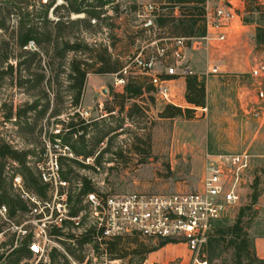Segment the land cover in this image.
<instances>
[{
  "label": "rangeland",
  "instance_id": "1",
  "mask_svg": "<svg viewBox=\"0 0 264 264\" xmlns=\"http://www.w3.org/2000/svg\"><path fill=\"white\" fill-rule=\"evenodd\" d=\"M54 1V5L65 2ZM149 2L165 4V14L168 16L181 14L178 8L179 13L175 14L176 9L168 5L166 0H114L102 9L104 14L99 20H91L93 26L73 27L70 29V37L72 40L79 37L98 50L102 46H110L113 59L119 58L128 66L127 72H123L127 82L135 79L146 83L153 82L156 77L165 76L167 68L171 65L179 72L175 77L187 76L182 73L183 67H191L193 74L199 76L200 73L201 80L205 82L206 110L186 100L184 79L171 81L170 84L181 107L195 109L191 117L188 112L175 117H161L160 113L167 103L158 98L155 90L145 91L140 98L127 100L125 108L120 109V100L114 97V93L117 88H123L125 83L119 82L121 75L116 72H89L80 102L75 106L67 76L70 62L73 59L94 62L95 59L88 53L76 51H70L62 58L55 48L56 36H53L48 54L31 44L29 50H38L39 55L34 57L26 54L21 58H30L32 71L45 72L43 83H37L35 80L19 86L17 77L12 79L10 74L3 77L0 74V142L6 141L20 151L29 150L27 160L33 165L41 163L49 170L57 157L59 172L61 168L68 171L72 184L78 182L81 177H88L101 194L194 190L199 186L204 174L208 154L247 150L252 154V167L245 178L242 200L239 204L229 207L217 220L213 233H216L217 228H228L239 222L242 232L246 233L252 242L255 236L264 235V115L254 116L255 110L263 111L264 107L261 95L264 87L259 84L263 83L262 69L258 67V76L231 72L224 65L223 71L219 73H203L208 63L223 64V59L221 54L216 52L207 56L206 51L193 48L186 49L185 59L178 61L172 55V38L177 35L174 26L170 23L159 27L155 18L150 20L151 16H142L143 6ZM117 3L120 4L121 11L134 3L138 4V8L136 11L121 12L117 15L113 9ZM37 8L40 9L38 4ZM64 14V7L56 12L51 8L49 18L57 20ZM81 16L85 14H72V18ZM104 16H112V19L102 20ZM16 18L12 15L8 19V31L0 30V55L15 50L13 43L7 46L4 40L9 39ZM243 19L246 22L254 21L264 29V0H250L249 5L245 0ZM151 21L153 24H150ZM142 29L147 30L141 31ZM161 46L166 47L164 55L158 51ZM256 51L262 56L261 62L264 64V41L257 43ZM137 52H142L145 59L155 56L156 64L150 74L145 73L136 64L134 54ZM201 62L205 65L199 68ZM15 66L17 68V65ZM98 66L99 63L94 68ZM3 69L8 70L7 63L0 65V72ZM15 75L17 76V73ZM48 78L51 85L46 89L45 82ZM34 101H39L38 110L28 112L29 121L22 119L21 122L16 113L18 110H26L27 105ZM110 108L115 110L109 112ZM56 109L61 110L62 114L52 116ZM131 109L132 115L129 116ZM11 112L13 117L8 119L7 115ZM75 114H79L84 120L81 125H85L86 129L79 131L77 135L74 134L68 143L63 141V137L53 138L64 126L57 123V120L68 122L73 115L76 120L78 116ZM66 132L67 130L64 133ZM55 143L62 149L58 150ZM72 145L82 153L75 152ZM64 146H68L66 153ZM83 150H93V154L87 156ZM65 155L79 160L84 165L70 163L68 160H63L61 165L60 157ZM15 168H20V164L9 160L6 171L16 170ZM55 191L56 189L54 193ZM26 219L28 233L39 231L34 216ZM0 225L7 232L5 239L8 238V234L12 232V220L9 217L5 219L0 214ZM64 231L67 233L61 234L60 238L52 236L50 262L45 263L33 255L25 263L180 264L185 260V264H197L195 252L186 243L172 242L173 245L170 246L176 252V257L169 262L158 261L155 254L150 257V253L146 254L144 260H141L140 255L133 253H128L122 259H111L107 244L100 248L98 241L89 239L83 233L85 230L72 231L67 228ZM228 238L230 235H227V240ZM141 240L143 239L140 238L139 241ZM227 240L221 242L218 255L214 257H211L207 243L201 250L202 258L206 259L208 264H231L234 261L238 264H248L247 251L240 250L236 253ZM130 241L129 252L137 246L134 239ZM145 242L154 244L152 241ZM17 243L15 240L14 244ZM55 250L60 256L53 263L52 253ZM163 253L164 250L158 254Z\"/></svg>",
  "mask_w": 264,
  "mask_h": 264
},
{
  "label": "trees",
  "instance_id": "2",
  "mask_svg": "<svg viewBox=\"0 0 264 264\" xmlns=\"http://www.w3.org/2000/svg\"><path fill=\"white\" fill-rule=\"evenodd\" d=\"M168 5L172 8L180 9L181 14L179 16H168L164 13L160 14L156 18V23L159 27L167 26L171 23L174 26V30L177 33L175 37H194L202 36L206 33V0H166ZM254 1V0H253ZM114 0H65V2L54 5V0H0V30H9L8 19L10 16H16V24L13 26L10 37L8 40H4L5 45L15 46V50L11 53H6L0 55V65L7 63L8 70H2L0 72L3 77L5 74H10L12 79L17 77L19 86H24V84L31 83L36 80L37 83H43L46 74L45 72H35L31 70L32 64L30 58L21 59L26 54H30L34 57L39 55L38 50L31 51L29 46L31 42L36 45L39 49L41 48L46 54L49 53L51 44L53 43V36H56V49L59 51L62 58H65L68 52L76 51L88 53L94 62H89L88 60H77L73 59L69 65L68 78L70 80V90L73 93L74 105H78L82 96V91L85 86L86 77L89 72L94 73H111L116 72L121 77H124L122 70L127 66L119 58L113 59L114 55L110 51V46H102L100 50L85 42L84 40L76 37L72 40L70 37V29L73 27H80L84 25L86 28L93 26L91 20H99L101 15L104 14L102 9L113 3ZM247 5L250 4V0H246ZM37 4L40 9L37 8ZM32 7V8H30ZM64 7L66 14L59 16L57 20H51L49 18V11L53 8V12H56L59 8ZM250 6H247L249 8ZM138 4L134 3L126 6L122 11L120 10V4H114L113 9L117 15L121 12L130 13L136 11ZM84 13L85 16L78 18H72V14ZM112 19V16H104L102 20ZM108 25H112L107 22ZM147 29H142L145 31ZM257 43H262L264 41V29L261 26L257 27L256 33ZM54 41V42H55ZM16 51H19L18 53ZM138 54H134L135 56ZM14 60V62H13ZM98 61V62H97ZM99 63L97 68L95 65ZM17 65V68L16 66ZM17 73V76L15 75ZM170 76V75H169ZM166 77V76H163ZM173 77V76H170ZM175 77V76H174ZM51 85L50 78L45 82L46 89ZM155 90L153 82L146 83L145 81L135 79L129 82L126 81L123 88H117L114 93V97L120 100L118 106L120 109L125 108V102L130 99L140 98L144 95L145 91ZM205 82L199 79L197 74H188L186 76V93L185 97L189 103L195 104L197 106H205ZM47 96V92H46ZM39 107V101H34L27 105L26 110H18L16 113L17 118L22 122L28 120V112L37 111ZM114 108H110L109 112L114 111ZM195 109H183L181 106H176L173 104H167L164 110L160 113L161 117H175L179 115H184L186 112L189 113L191 117ZM132 109L129 116L132 115ZM12 112L7 115L8 119H11ZM62 111L56 109L52 112V116L61 115ZM74 120V115L72 119L68 122L57 120V123H61L63 128L56 134L53 138L63 137V141L68 143L74 134L77 135L79 131H84L86 126L81 125L84 120L79 116ZM65 130H67L66 133ZM83 134H81L82 136ZM83 137V136H82ZM81 137V138H82ZM72 148L77 153H82L76 149L75 145ZM84 151V150H83ZM87 156L93 154V150H85L83 152ZM29 150L20 151L13 147L10 143L6 141L0 142V207L5 205L7 207V216L15 225H21L26 221L30 215L31 207L33 202L30 199L23 197L22 192L14 185V177L19 174L23 180L24 189L32 194H35L40 200L51 201L54 196L55 187L52 183L46 182L42 177V172L38 165L31 164L27 160ZM9 160H13L15 163L20 164V168H15L10 171H6V164ZM63 160H68L70 163L84 165L79 160L75 158H70L69 156L60 157V164L62 165ZM88 166V165H85ZM89 167V166H88ZM69 172L61 168L60 175L61 179L66 182V185H59L58 193L67 194V204L69 206V215L76 216L81 210L86 208L85 198L89 193L100 192L95 188V185L91 182L88 177H81L78 182L72 184V180L69 177ZM63 227H53L51 229V234L60 238L61 234H65V229L74 231V226L71 220L63 219ZM12 229V228H11ZM5 231L0 225V232ZM209 238L208 245L210 248L211 257L217 256V251L221 246L222 241L227 240L228 245L234 247L235 252L240 250L247 251L248 264L258 263L264 264V259L259 258L256 255L254 241L249 240L246 233L242 232V226L239 222H236L233 226L225 228L220 227L215 230ZM92 239H95L96 227L91 225L86 227L83 232ZM4 235H7L5 231ZM8 238L2 241L0 248V262L2 264H21L23 261L31 258L33 252L30 250L29 244L33 238L32 233L26 235H21L18 230H13L8 234ZM117 236L109 238L106 240L107 251L111 259L125 258L128 253L138 254L141 260L146 258V254L158 250L169 242H161L158 245L147 244L145 241H151V239L146 238L140 234ZM10 237V238H9ZM143 239L139 241V239ZM88 239V238H87ZM130 239L136 241L137 246L129 252L128 244L131 243ZM15 240L18 243L15 245ZM98 246V245H97ZM250 248V249H249ZM60 254V253H59ZM55 250L52 253L55 260L60 256ZM231 264H238L234 261Z\"/></svg>",
  "mask_w": 264,
  "mask_h": 264
},
{
  "label": "built area",
  "instance_id": "3",
  "mask_svg": "<svg viewBox=\"0 0 264 264\" xmlns=\"http://www.w3.org/2000/svg\"><path fill=\"white\" fill-rule=\"evenodd\" d=\"M213 1L216 3L211 7L208 1L205 2L206 33L204 35L172 38V55L178 61L184 59L185 50L188 48L208 51L227 40L228 32L217 31V29L231 25L238 15L237 8L232 2L225 5L220 0ZM143 9L142 16L149 15L150 20L156 19L167 11L165 4L154 2L144 4ZM158 51L164 55L166 47H158ZM135 61L148 74L156 64L155 56L145 59L142 57V52L135 56ZM127 69L128 66L122 72L126 73ZM210 72L219 73L221 69L219 65L213 64ZM178 73L174 65L166 70V75L173 76L172 78ZM182 73L188 75L194 72L185 65ZM253 75L258 76L259 69H255ZM119 82L126 83V80L120 77ZM170 83L169 78L156 77L153 80L155 94L167 104L181 106L177 102L176 94ZM254 116L261 117V111L255 110ZM54 145L58 150L62 149L58 144ZM66 149L68 146H64V153ZM38 165L43 179L52 183L56 189L51 201L40 200L35 194L27 192L19 174L14 177V185L22 192L23 197L34 203L29 213L36 218L39 231L33 234L29 247L33 255L43 262H50L51 242L54 235L49 232L54 226L63 227V219H69L73 223L74 231L76 229L85 230L86 227L94 225L96 227L95 240L100 244V248L104 247L109 238L140 234L151 239L156 245L165 241L186 243L195 252L197 264H208V261L202 258L201 250L213 234L217 220L229 207L241 202L242 188L246 184L245 178L252 167V154L247 150L208 154L204 174L199 186L194 190L120 194L89 193L85 198L86 208L76 216L69 215L67 194L58 193L59 185H66V182L61 179L58 158H55V164L50 170L41 163ZM0 214L8 219L5 205L0 207ZM26 224L27 221L21 225L13 223L12 229L18 230L21 235H26L29 231ZM5 231L0 232V245L5 240ZM3 250L0 248V251ZM26 261L21 264H26ZM81 264H86V262Z\"/></svg>",
  "mask_w": 264,
  "mask_h": 264
},
{
  "label": "crops",
  "instance_id": "4",
  "mask_svg": "<svg viewBox=\"0 0 264 264\" xmlns=\"http://www.w3.org/2000/svg\"><path fill=\"white\" fill-rule=\"evenodd\" d=\"M206 1H208V5L210 7L216 3V1L213 0H206ZM220 2L225 3V5L232 2L237 8L238 15L234 18V20L232 21L229 27L217 29V31L228 32L227 40L222 42L219 46L214 48L212 47L210 50L206 51L207 52L206 54H208L207 56H210L214 52L221 54V59H223V64L218 62L215 63L219 65L221 71H223V65H224L228 67V71L249 73L253 75V71L255 69H258V67H260V69H262V81H263V83L261 82V84L264 87V64L261 62L262 56H260V53L256 51V45H257L256 33H257L258 24L254 21L246 22L243 19L245 0H220ZM178 13L179 10L176 9L175 14ZM199 59L202 60V58ZM204 65H205L204 62L199 63V68L203 67ZM212 65L213 64L208 63L206 66V70L203 73H210V69L212 68ZM165 76L166 78H169L171 81L184 79V83L186 84V76L184 75L174 78L170 77L169 75H165ZM201 77L202 76L199 73L200 80ZM261 95L263 96L264 99L263 91H261ZM199 108L203 110L207 109L206 106H199ZM261 113L263 116L264 107ZM253 241H254L256 255L259 258L264 259V235L255 236ZM177 244H183V243H177ZM170 245H173V243L172 242L167 243L163 247H160L158 250L151 252L150 257H152V255L155 254V259L162 262H169L170 260L175 259L176 252L171 248ZM163 250L164 253L159 255L158 253H160ZM0 264L2 263L0 262ZM180 264H185V260Z\"/></svg>",
  "mask_w": 264,
  "mask_h": 264
},
{
  "label": "water",
  "instance_id": "5",
  "mask_svg": "<svg viewBox=\"0 0 264 264\" xmlns=\"http://www.w3.org/2000/svg\"><path fill=\"white\" fill-rule=\"evenodd\" d=\"M150 24H153V21H151Z\"/></svg>",
  "mask_w": 264,
  "mask_h": 264
}]
</instances>
